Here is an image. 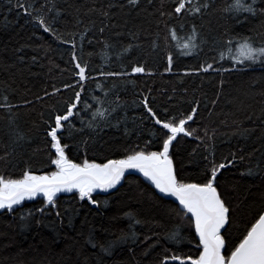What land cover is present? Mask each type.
Wrapping results in <instances>:
<instances>
[{
  "label": "trees",
  "instance_id": "trees-1",
  "mask_svg": "<svg viewBox=\"0 0 264 264\" xmlns=\"http://www.w3.org/2000/svg\"><path fill=\"white\" fill-rule=\"evenodd\" d=\"M204 2L211 7L201 14L177 17L175 0H139L135 8L119 6L127 0H19L27 13L17 0H0V104L7 96L15 105L0 107V175L55 171L47 130L76 91L82 99L61 130L62 146L74 163L160 150L165 130L149 117L141 102L145 97L162 120L196 107L195 120L186 125L194 135L178 136L170 158L180 180L201 183L213 161H231L218 173L217 187L231 209L229 241L238 242L264 209V66L222 71L232 63L221 60L220 52L237 33L264 45V14L233 18L221 11L228 0H193ZM38 17L54 31L44 32ZM193 27L199 47L181 55ZM76 62L90 77L83 88ZM209 63L219 71H200ZM137 65L145 73L132 74ZM98 111L103 118H93ZM93 199L98 203L81 200L74 190L56 196L54 208L37 197L0 210V264H159L172 252H196L190 214L178 213L179 206L142 175L125 174L111 192H94ZM172 232H179L178 243L166 239Z\"/></svg>",
  "mask_w": 264,
  "mask_h": 264
},
{
  "label": "snow or ice",
  "instance_id": "snow-or-ice-1",
  "mask_svg": "<svg viewBox=\"0 0 264 264\" xmlns=\"http://www.w3.org/2000/svg\"><path fill=\"white\" fill-rule=\"evenodd\" d=\"M258 3L264 4V0H228L221 11L233 18H239L244 13L255 16L257 11L264 14V8H257ZM138 4L139 0H127L126 5L119 6L135 8ZM17 6L25 8L27 13V7L19 3V0H17ZM108 7H115V5L109 4ZM210 7L211 4L208 2L195 4L193 0H175L173 11L177 17L185 13L191 16L201 14L202 10H207ZM102 15L107 17L109 13L104 11ZM161 15L164 13L161 12ZM168 15L171 18L172 13L170 12ZM244 18L247 19L246 16ZM38 20L44 32L52 33L54 31L49 24L45 23L43 17H38ZM238 22L241 21L238 19ZM99 31L103 33L104 27H101ZM172 35L175 38L174 32ZM197 36L198 33L193 27L188 40L182 45L181 55H192L199 47L196 43ZM61 42L66 41L61 40ZM226 58L231 60L232 68L219 70H243L245 67L257 64L264 66V45L257 46L252 37L237 33L235 36L228 37L225 42V50L220 52V59ZM72 59L75 62L78 57L73 55ZM172 61L173 57L169 55V70ZM75 68L78 70L80 86L83 88V82L89 78L86 68L78 62L75 63ZM210 70L219 71L214 69L211 63L200 66L202 72ZM131 72L132 74L145 73V68L139 65L133 66ZM101 75L121 76L128 75V73L101 72ZM66 87L72 86L66 85ZM45 94L48 95L47 92ZM37 99L43 98L37 97ZM81 99V92L76 91L74 98L65 102V113L56 114L54 125L50 124L47 130V136L51 138V146L55 149V158L51 159L55 171L46 175H34L31 171L25 170L19 178H5L0 175V210L11 211L22 201L31 200L38 195L43 197L45 207L54 208L58 193L72 192L73 190L79 194L81 200L87 198L89 203L97 204L98 201L93 199V193L96 190L107 192L109 189L115 188L121 182L125 172L133 169L139 172L163 196L173 197L179 205L176 211L182 212L185 216L190 214L189 218L194 225L196 239L191 242L194 244L196 252L188 255L172 252L160 257L159 264H264V209L259 210L253 220L246 225L244 232L241 233L242 238L238 242L230 243L227 235L231 227V209L218 191L217 177L220 170L228 167L231 161L220 164L213 161L210 173H206V179L202 183L184 182L177 176L170 158V146L181 134L186 137L194 135L195 130H188L186 125L189 121L195 120L198 111L196 107H193L190 113H182L179 118L172 116L162 120L150 107L145 97L141 102L149 117L161 129L165 130L161 133L164 138L160 150H132L121 159H108L104 163H94L88 160L74 163L65 153L67 145L62 146L61 130L65 127V123L69 122L70 117L76 114L74 109L77 108ZM25 103L32 102L25 101ZM0 107L11 109L15 105L5 96ZM97 114L103 118V113L99 111L93 114V118ZM18 139L22 140L23 136H18ZM233 159H235V154H233ZM248 174H252L251 170L248 171ZM38 211L43 212L44 208L38 209ZM57 215L59 216V212ZM178 236L179 232H172L166 239L178 243ZM103 251L108 253L109 250L104 248ZM165 251L168 250L165 249Z\"/></svg>",
  "mask_w": 264,
  "mask_h": 264
},
{
  "label": "water",
  "instance_id": "water-1",
  "mask_svg": "<svg viewBox=\"0 0 264 264\" xmlns=\"http://www.w3.org/2000/svg\"><path fill=\"white\" fill-rule=\"evenodd\" d=\"M159 126V125H158ZM128 173H135V174H139V175H141L139 172H137V171H135V170H133V169H129V170H127L126 172H125V174H128ZM123 179V178H122ZM122 181V180H121ZM114 189V188H113ZM113 189H109L107 192H101L100 190H96L95 192L96 193H98V194H100V195H102V196H104V195H106V194H108L109 192H111ZM74 191V190H73ZM65 192H62V193H58L57 194V196L58 195H60V194H64ZM161 194V193H160ZM162 196H163V194H161ZM37 197H42V196H40V195H38ZM37 197H35V198H37ZM165 197V196H164ZM166 199H168V200H170V201H172L173 203H175L177 206H179L178 205V202H176L175 201V199L173 198V197H165ZM34 199V198H33ZM27 200V199H26Z\"/></svg>",
  "mask_w": 264,
  "mask_h": 264
},
{
  "label": "bare ground",
  "instance_id": "bare-ground-1",
  "mask_svg": "<svg viewBox=\"0 0 264 264\" xmlns=\"http://www.w3.org/2000/svg\"><path fill=\"white\" fill-rule=\"evenodd\" d=\"M181 33V32H180ZM90 78V77H89ZM104 88V87H103ZM218 123V122H217ZM252 182V181H251Z\"/></svg>",
  "mask_w": 264,
  "mask_h": 264
}]
</instances>
